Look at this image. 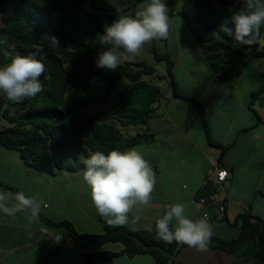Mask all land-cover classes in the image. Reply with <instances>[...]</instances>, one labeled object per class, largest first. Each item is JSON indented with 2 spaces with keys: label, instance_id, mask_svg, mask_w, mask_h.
<instances>
[{
  "label": "trees",
  "instance_id": "obj_1",
  "mask_svg": "<svg viewBox=\"0 0 264 264\" xmlns=\"http://www.w3.org/2000/svg\"><path fill=\"white\" fill-rule=\"evenodd\" d=\"M169 1V21L175 17L186 20L187 16L177 11L175 1ZM141 2L144 0H115L122 12ZM111 3L112 0H0V16L4 23L0 28V41H6L0 43V66L10 63L13 56L41 50L46 67L40 78L43 91L34 98L14 103L0 93V143L4 148L19 153L23 163L35 171L49 175L78 173L86 169L83 160L95 151L106 155L114 149L127 151L154 139L149 133L131 136L123 129L150 126L154 105L164 97L159 87L143 78L156 75L157 70L138 62L119 64L115 71L100 69L95 64L98 54L105 50V46L100 44L101 35L122 13L117 12ZM193 5V23L202 30L195 36L204 54V62L213 73L210 74L217 76L218 82H232L242 76L248 67L249 56L264 58V24L258 33H254L250 45L237 44L234 37L222 31L225 23L234 28L231 17L245 8L242 0H194ZM51 36L59 39L58 47L49 46ZM154 56L156 63L167 64L173 96L192 103L202 113V128L209 144L221 150L219 163L222 165L229 146L219 145L211 138L201 103L178 91L175 65L169 54L157 55L154 51ZM122 78L129 84L114 95ZM263 92L264 83L251 95L250 108ZM94 108L93 113L84 116L83 111ZM3 121L9 125L2 127ZM0 187L19 192L1 182ZM223 187L228 199L231 179ZM215 191L217 189L208 179L196 193L195 201L201 208L202 218L207 217L209 224H224L227 222V205L221 217L219 209L211 201ZM38 216L54 228L67 230L61 242L73 238L101 244L115 242L124 248L118 254L84 255L88 262L104 260L113 264V260L122 254H150L155 258V264H174L158 252L143 251L133 238L172 254L187 246L175 241L167 243L159 238L156 224L148 231L133 232L124 225L111 226L99 215L104 233L80 234L69 220L54 222L41 211ZM251 219L258 220L248 213L238 217L236 224H242L238 238L224 240L212 235L208 246L244 256L256 251L258 236L261 249L257 256L264 260V226L252 223Z\"/></svg>",
  "mask_w": 264,
  "mask_h": 264
},
{
  "label": "crops",
  "instance_id": "obj_2",
  "mask_svg": "<svg viewBox=\"0 0 264 264\" xmlns=\"http://www.w3.org/2000/svg\"><path fill=\"white\" fill-rule=\"evenodd\" d=\"M3 26L0 16V28ZM161 99L164 101L165 111H159ZM161 99L158 105H155L152 119L161 122L155 123L158 124L155 127L150 124L148 128L149 135L154 136V139L143 143L147 148L142 144L135 147L149 161L156 175L157 184L149 206L134 209L129 214L132 221L128 219L124 226L133 232L150 230L166 213L168 206L176 203L186 205L187 218L194 221L202 218L201 208L196 203L195 196L214 172L216 161L221 154V150L211 146L208 139L204 143L203 139L197 140L196 136L195 139L191 138L190 133L185 135L179 133L177 139L181 135V141L175 149H168L170 146L165 145L155 149L153 147L157 140L155 131L158 133L160 130L173 131L178 124L180 128L184 123L202 129L198 114L191 106L187 110L188 114H184V118L180 116L184 122L173 123L175 116L171 113V107L176 103L177 98L172 95L170 98ZM195 99L198 102L202 100L200 96ZM235 100L231 94L223 90L211 92L209 105L215 111H218V106L224 105L223 102L231 101L236 114L230 116L228 113H221L222 120L226 122L224 128L218 114H213L207 119L213 141L222 146H229L222 162L231 170L227 222L211 224L212 235L224 240L236 239L240 236L242 224L236 222L238 217L245 213L252 218H258V220L251 219L252 223L264 226V111L257 110L261 109L257 103L250 109L251 103H249L247 112L250 116L241 115L240 111H245L246 108L238 105ZM219 101L222 105H218ZM186 103L192 105L190 102ZM238 119L243 122L236 127ZM136 128L139 127L125 130L126 134L131 136L143 134L138 130L134 131ZM214 131L218 135H215ZM1 147L3 145L0 143V182L20 192L22 191L20 188H23L22 176L29 178L28 175L33 169L23 163L19 153L6 148L3 150ZM166 154L168 158L159 171L163 164V161H160L161 156ZM82 173V171L57 172L55 175L35 173L37 179L43 176L53 179L52 182L44 179L46 192L39 191L38 197L35 198L41 202V213L54 222L66 219L74 224L80 234H103V224L91 201L90 188L84 181ZM0 190L13 193L2 187ZM14 203L15 200L9 201V206ZM65 235H67L65 228H54L42 222L39 216L33 221L28 212H20L15 216L0 212V264H109L104 260L88 262L84 259V255L118 254L124 249L120 243L115 242L101 244L87 240L77 241L73 238H68L65 242L57 241V238ZM155 262V258L150 254L133 256L122 254L113 260V264H155Z\"/></svg>",
  "mask_w": 264,
  "mask_h": 264
},
{
  "label": "clouds",
  "instance_id": "obj_3",
  "mask_svg": "<svg viewBox=\"0 0 264 264\" xmlns=\"http://www.w3.org/2000/svg\"><path fill=\"white\" fill-rule=\"evenodd\" d=\"M242 2L245 8L233 13L231 17L234 28L225 23L222 31L234 37L237 44L250 45L253 43L254 33H258L264 24V2L262 0ZM111 5L117 12L123 11L115 0H112ZM168 8L165 0H144L141 10L135 16L122 15L107 26L100 41L105 50L95 59L96 66L115 71L125 53L135 56L145 44L153 40L169 39ZM49 46L58 47L59 39L51 36ZM124 60L126 63L130 62ZM45 72L41 50L13 56L10 63L0 67V93L14 103L34 98L43 91L40 78ZM83 164L86 166L83 179L90 188L91 201L97 213L109 225L123 226L128 222L129 214L134 209L149 206L157 179L149 161L136 148L127 151L114 149L107 155L102 151H95L83 160ZM216 169L229 171L230 176L222 185L231 179L230 168L223 163L221 165L219 159L216 161L214 172ZM213 173L208 178L212 183ZM214 186L218 190V185ZM11 200H15V203L9 206ZM185 209L186 205L182 203L169 205L166 213L156 221L157 235L167 243L175 241L196 251H206L213 234L212 226L207 217L195 221L187 218ZM40 211L41 202L37 198L26 196L22 191L13 194L0 190V212L5 215L15 216L20 212H28L30 219L35 221ZM60 239L61 237L57 238V241Z\"/></svg>",
  "mask_w": 264,
  "mask_h": 264
},
{
  "label": "rangeland",
  "instance_id": "obj_4",
  "mask_svg": "<svg viewBox=\"0 0 264 264\" xmlns=\"http://www.w3.org/2000/svg\"><path fill=\"white\" fill-rule=\"evenodd\" d=\"M174 1L176 4L177 11L184 13L187 16V19L184 20L181 17H175L173 20L170 21L169 39L153 40L145 44L139 54L135 56H130L129 54L125 53L124 57H122L120 61V64L126 63V60L124 59H127L130 62L146 63L147 65L153 66L157 70L156 75L161 77V79H159L156 75L152 77H144V79L150 83H154V85L159 87L161 92L163 93L164 98H170L173 95V90L171 87L170 79L167 75V64L166 62L156 63L154 51L157 52V55L169 54L175 65L174 75L176 82H178V91L181 94L189 96L191 98H196L197 96H200L202 98V100L200 101L201 105L203 106L202 110L205 111L206 119H209L213 114H218V116L221 118V123L224 128L226 122L222 120L221 113H228L230 114V116L236 114L235 109L232 107L233 105L231 101L223 102L224 105H222V102L219 101L218 105L222 106L217 107L218 111H215L214 108L209 105L210 93L218 90H223L224 92L231 94L234 99H236L235 102L238 105H241L243 108H246L245 111H240V114L250 116L247 112V108L248 104L253 101L251 95L255 94L264 83V58H255L253 56H249L247 60L248 67L245 69L242 76L232 82H218V80H216L218 79L217 76L211 75L213 73L210 72L207 64L204 62V54L195 36L196 33L199 34L202 32V30L193 23L192 17L194 12V0ZM165 2L169 7V15L171 12V4L169 0H165ZM143 3L144 2H141L138 4V6H133L128 10H125L120 14V17L122 15L135 16V14L139 10H141ZM198 81L200 82L198 83ZM128 84V81L125 78H122L120 82V87L114 92V95L119 92L121 87L123 88ZM257 98L258 99H256L255 102L257 103L258 107H261V109L257 110L264 111V92L259 94ZM175 101V104L171 107V113L175 116V118L173 119V123H180L181 121L184 122V114H188L187 110H189V106H191L195 113L198 114V118L200 121V116L202 115V113H200L199 110L193 104L190 105L189 103H186L187 101L185 102L182 99H177ZM163 104L164 101L162 100L161 108L159 109V111L166 110ZM155 105L157 106L158 103H156ZM95 108L83 111L84 116L93 113L95 111ZM180 116H182L183 118H181ZM160 122V120H155L152 121L151 124H153V126L155 127V125H158ZM241 122L243 121L241 119H238L236 127H238ZM4 125L9 124L5 121L1 122V126L4 127ZM178 125L173 128V131L161 132L160 130L159 133L155 131V137H157V140L154 143L153 147L156 149L162 148V146L165 145L167 147L170 146L168 149H175V147H177V145H179L181 141V135H185L186 133H190L191 138L193 139H195L196 136L197 140L203 139L204 143L207 142L206 133L203 128H195L188 125V123L182 124L180 128ZM214 126H216V122H214ZM149 127L140 126L139 128L134 129V131L138 130L139 133L147 134L149 132ZM123 132H125L124 129ZM179 133L181 135L179 139H177ZM214 133L215 135H218L216 131H214ZM142 145L144 146V148H147L145 144ZM1 148L3 150H6L3 147ZM167 158V154L161 156L160 161H163V164L160 166L159 171L161 170V168H163V165H165V161L167 160ZM35 173L45 174L44 172H38L33 170L32 173H29V178H26L24 175L21 178V186L23 188H20V190H22V192L29 197H38L37 194H39V191L40 193L46 192V189L44 188L45 178L49 182L53 181L52 178H48L45 176L37 179ZM138 219L139 218H137V220ZM129 220L132 221V218L129 217Z\"/></svg>",
  "mask_w": 264,
  "mask_h": 264
},
{
  "label": "water",
  "instance_id": "obj_5",
  "mask_svg": "<svg viewBox=\"0 0 264 264\" xmlns=\"http://www.w3.org/2000/svg\"><path fill=\"white\" fill-rule=\"evenodd\" d=\"M133 240L143 251L158 252L174 264H264V260L257 256L261 249L258 236L256 237V251L244 256L230 254L220 248H211L208 245L206 251H196L185 246L177 254H172L158 246H148L138 238H133Z\"/></svg>",
  "mask_w": 264,
  "mask_h": 264
},
{
  "label": "built area",
  "instance_id": "obj_6",
  "mask_svg": "<svg viewBox=\"0 0 264 264\" xmlns=\"http://www.w3.org/2000/svg\"><path fill=\"white\" fill-rule=\"evenodd\" d=\"M221 174H224L223 178ZM229 176V171H227L226 169H216V172H214L211 176V180L213 181V183L215 185H218V190L214 192L211 201L212 204L219 209V214L221 217L224 212L225 205L227 204L222 184L229 178Z\"/></svg>",
  "mask_w": 264,
  "mask_h": 264
},
{
  "label": "snow or ice",
  "instance_id": "obj_7",
  "mask_svg": "<svg viewBox=\"0 0 264 264\" xmlns=\"http://www.w3.org/2000/svg\"><path fill=\"white\" fill-rule=\"evenodd\" d=\"M221 175H223V174H221Z\"/></svg>",
  "mask_w": 264,
  "mask_h": 264
}]
</instances>
